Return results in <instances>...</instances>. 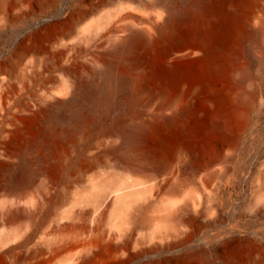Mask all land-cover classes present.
Returning <instances> with one entry per match:
<instances>
[{"label": "bare ground", "instance_id": "bare-ground-1", "mask_svg": "<svg viewBox=\"0 0 264 264\" xmlns=\"http://www.w3.org/2000/svg\"><path fill=\"white\" fill-rule=\"evenodd\" d=\"M57 1L0 0V29ZM78 1L33 30L15 27L21 39L0 60V177L10 198L0 226L48 223L37 239L35 230L0 235V251L15 241L2 256L19 249L9 264H264V252L231 226L220 239H195L212 211L205 184L181 197V173H201L206 140L232 134L251 73L264 81V0ZM92 46L90 67H65L72 82L28 99L56 56L78 62ZM64 111L76 118L47 123ZM27 158L33 166L19 177Z\"/></svg>", "mask_w": 264, "mask_h": 264}, {"label": "rangeland", "instance_id": "rangeland-1", "mask_svg": "<svg viewBox=\"0 0 264 264\" xmlns=\"http://www.w3.org/2000/svg\"><path fill=\"white\" fill-rule=\"evenodd\" d=\"M78 2V0H58L50 9L44 11L36 9V13L33 12L23 16L15 23V25L11 24L12 26L9 25L6 28H1L0 60H3L5 57H7V55H9V53L16 47L17 43L21 39L19 36L14 35L13 30L15 27L19 25H26L28 28H30V30H33L42 23L44 24L45 21L49 22L55 17L62 15L65 16L70 11L71 6L73 7ZM110 9L111 8L109 6V10ZM107 12L108 7L103 10L102 13L105 15ZM94 50L95 47L92 46V49L88 52V54L85 55L86 58L82 59L83 61L78 60V62L73 60L66 62L65 60H62L60 57L56 56L54 61L49 66H46L45 69H43L42 78L36 85L32 87L31 91H33V96L27 95L28 99H36L39 95H43L47 89L50 90L51 88L59 87L62 81L67 80L66 82L68 83L72 82L73 78L65 71V67L74 64L84 65V68L90 67L89 65H91V63H89L90 61L87 59V57L90 58L95 52ZM259 51H263L264 55V44L260 47ZM244 88L249 92L250 98L247 102H244L242 105L236 107V109L238 108V113L233 119V125L231 129L228 131L232 132V136L230 135L226 139L220 138L218 136L208 138L205 142L206 150L204 161L201 162L203 165V170L201 173L194 178L191 176L192 174L190 170H188V172L187 170L183 171L181 174H183L184 179L186 178L183 185L184 189L182 188L183 195L181 194V196L180 194L178 195L177 193L175 194L169 192L168 189V196L171 198L178 196L183 197L184 195L189 196L192 192L191 190H193L197 184L198 186L205 184L206 190H212V192H206L208 200L210 199L211 201H208L205 204L210 206L212 211L214 209L216 211L215 214H212V216L211 213L214 212L211 211L210 214L205 216L207 218L204 217L201 219V223L195 230V239H202L203 241H210L214 238L220 239V234L223 232V230L226 227L231 226L232 228L243 231L241 232V236L250 239L254 247L257 245L255 249H259L264 252V81L262 79L256 78L251 73V81L244 85ZM75 115L76 112H60L49 118L47 123L53 122L58 125L65 126L72 118H76ZM33 160L34 159L32 158H27L23 162V165H21V168H19L16 175H19V177L27 175L33 166ZM169 163L172 169L171 172H176L179 167V162L174 158L169 157ZM126 172L131 180H135L137 177L140 179V177L143 176L141 172L136 170H129ZM178 173L179 170L175 173V175ZM173 175L168 176V185H170V183H172L175 179V175ZM130 176L134 178L132 179ZM142 178L140 180H142ZM40 179L41 176H38L35 177L34 182L32 180V185L28 190L29 195L36 193ZM201 179L204 182L201 181ZM5 184H7V182H5L4 177L1 176L0 207L3 202H6L8 199H10L8 191L5 189ZM208 185H210V189L208 188ZM189 187H191V190L189 189L190 194L189 191H187ZM8 204L9 203H5V205ZM39 221L40 219H37V224L29 228L24 226L23 223L19 222L2 225L0 226V235L11 234L21 229H23V233L21 234H24L27 230H35V238L37 239L40 237L43 230L48 227L47 222L40 224ZM14 245L15 241L12 240L8 242L2 250L8 249L10 247L13 248ZM2 250L0 251V264H9V258H15L19 253V249H17L14 250L11 255L5 256L4 258L2 256L4 255ZM257 259L258 258L256 257H252L251 262L256 264L258 262ZM191 262L192 264H204L199 257H195V259H192Z\"/></svg>", "mask_w": 264, "mask_h": 264}]
</instances>
